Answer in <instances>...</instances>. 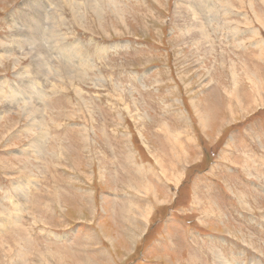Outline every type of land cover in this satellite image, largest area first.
<instances>
[{
	"label": "rangeland",
	"instance_id": "rangeland-1",
	"mask_svg": "<svg viewBox=\"0 0 264 264\" xmlns=\"http://www.w3.org/2000/svg\"><path fill=\"white\" fill-rule=\"evenodd\" d=\"M99 1L0 0V264H264V0Z\"/></svg>",
	"mask_w": 264,
	"mask_h": 264
},
{
	"label": "bare ground",
	"instance_id": "bare-ground-1",
	"mask_svg": "<svg viewBox=\"0 0 264 264\" xmlns=\"http://www.w3.org/2000/svg\"><path fill=\"white\" fill-rule=\"evenodd\" d=\"M86 3H87V6L93 5L95 8H92V9L94 11L96 10L95 12L99 11V9L97 8V4H95V0H86ZM34 24H35V27H36L35 28L36 29V32H38L37 30L39 28V24H38V22L37 23H34ZM38 35H40L39 32L37 33V36ZM255 35H256V33H255ZM200 50H201V48H200ZM253 58H256V56L254 57V53H252L251 56H250V59H253ZM64 69H65L66 73L69 74L67 76L68 82L72 81V83H73V81L75 80L74 78L76 77V70H75V64H74V62H73V64L72 63H69L65 67H64V62H63L62 63L63 73H64ZM43 73H44V71H43ZM57 74H58V70H57ZM38 75H39V73H38ZM45 78H49L48 75H44V84H45ZM233 83H235V81ZM29 84H32V85L31 86H29V85L23 86V85H25V84H23L21 86L22 88H20V91L17 90V89L16 90H11V88L14 87L13 85H11V86H9V88H10L9 92L12 93L13 98H16V99L17 98H21V100L23 101V106H24L22 108V111H25V110L37 111L38 110V114L41 116V119H38L37 118V121L41 124V130L40 129H37V133L34 132V135L35 134H39V132H44L45 134H48V137H44L43 140H38L37 138L36 139L34 138L36 144H34V139L32 140V143H31V149H32V152L31 153L33 154V149L36 147L37 152H39V153L36 154L35 156L41 157V156L44 155V152L46 150V146H48V147L50 146L48 140H49V136H50L51 132L49 131V128L46 126V123H45L46 120H48L50 118V113H48V115H47V108H48V106L46 105V103H44V99H45L46 94L44 96V93L42 92L43 91V88H41L42 85L40 84L39 86H37L35 83H32V82H30ZM237 85L238 84L236 83L235 86H237ZM235 89H238V88H235ZM0 90L2 91V93H1L2 96H4L5 90H3V87H1ZM52 92H53V94H55L54 96H56L58 94V89L56 87L55 88H52ZM42 109H43V111H42ZM41 111L43 113H41ZM104 128H105V125H104ZM26 130L28 132L29 131V128L26 129ZM256 130H257V133L258 134H262V132L260 131V129H258L257 127H255L254 128V131L251 130L250 134L248 136H246L245 138H243V140H242L243 141V144H241L243 147H246L247 148V146H253V139L251 137L256 136L255 135L256 134ZM106 132H109L110 133V131L107 130V129H106ZM44 141L46 142V144L44 143ZM55 142H56V144H60L59 141H58V137L57 136L55 137ZM112 142L113 143L115 142L114 138H113V141ZM249 143H251V144L249 145ZM232 146L233 147L235 146V148H237V146H239V145L237 143H234ZM40 151H44V152H40ZM108 151H109V154H110V152H111V147L110 146L108 147ZM111 155L112 154H110L109 156H111ZM111 157H113V156H111ZM9 160H6V161L2 160V161H0V164L7 165L9 167L10 166V163H11V161H9ZM47 167H48V170L50 171V175H49V178H48L49 181L48 182L45 181L43 184H44L45 187H47L49 189L50 188L52 189L53 186L56 184V180L53 178V174H54V172H56V170L58 169L59 166H57V164H48ZM105 168H107V166H105ZM0 170L2 172H7L9 169L3 170L2 168H0ZM27 182L30 183L29 181H27ZM51 183H52V185H50ZM47 188L46 189L45 188H42V191H46V196L49 197L48 196V193H47L48 192ZM30 189H31L30 185H27V187H21L19 189V190L23 191V192L20 193V196L21 197H19V198H21V200L23 202H25L27 205H29V200H30L31 195H32V191L28 192ZM25 190H27V193H26ZM36 193H38V192H35V194ZM35 194H33L32 197ZM15 218H16V222L18 223L19 222L18 217L15 216ZM24 244H26V243H24ZM18 245H20V244H18ZM21 252H23V251H21ZM23 255H25V254L23 253Z\"/></svg>",
	"mask_w": 264,
	"mask_h": 264
},
{
	"label": "crops",
	"instance_id": "crops-1",
	"mask_svg": "<svg viewBox=\"0 0 264 264\" xmlns=\"http://www.w3.org/2000/svg\"><path fill=\"white\" fill-rule=\"evenodd\" d=\"M44 135H46L47 137H48V134H45V133H43V134H40L39 136L40 137H43ZM38 138V137H37ZM34 144H36V142H35V140H34ZM40 152H44V151H40ZM39 152H37V149H36V147L33 149V155L35 154H38ZM62 159H64V155H63V158ZM59 161V160H58Z\"/></svg>",
	"mask_w": 264,
	"mask_h": 264
}]
</instances>
